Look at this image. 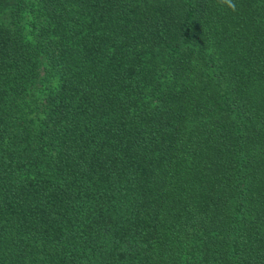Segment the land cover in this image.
Instances as JSON below:
<instances>
[{
  "label": "trees",
  "instance_id": "trees-1",
  "mask_svg": "<svg viewBox=\"0 0 264 264\" xmlns=\"http://www.w3.org/2000/svg\"><path fill=\"white\" fill-rule=\"evenodd\" d=\"M0 0V264H264V0Z\"/></svg>",
  "mask_w": 264,
  "mask_h": 264
},
{
  "label": "clouds",
  "instance_id": "clouds-1",
  "mask_svg": "<svg viewBox=\"0 0 264 264\" xmlns=\"http://www.w3.org/2000/svg\"><path fill=\"white\" fill-rule=\"evenodd\" d=\"M220 2H221V3H224V4H227V6H228L231 10L235 11V4L232 3V0H220Z\"/></svg>",
  "mask_w": 264,
  "mask_h": 264
}]
</instances>
